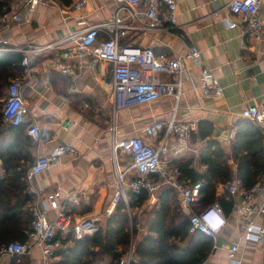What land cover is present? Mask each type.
I'll use <instances>...</instances> for the list:
<instances>
[{"label": "crops", "instance_id": "obj_1", "mask_svg": "<svg viewBox=\"0 0 264 264\" xmlns=\"http://www.w3.org/2000/svg\"><path fill=\"white\" fill-rule=\"evenodd\" d=\"M78 1L81 0H72L70 6L45 1L29 15L24 12L25 18L21 23L10 21L5 15L0 16V50L44 47L64 40L78 30L77 22L81 18L88 24L107 20L122 0H83L85 6L76 11L73 5ZM230 1L176 0L175 26L165 24L157 30H132L123 40L124 44L149 47L157 54L169 56L182 53L190 46L200 50L202 67L218 79L223 95L220 98H202L199 70L188 65L191 78L183 82L175 120L193 125L187 151H195L197 155L203 148V141L194 137L199 122L210 123L213 127L211 139L220 142L224 151L229 152V132L242 119V110L247 105L260 104L264 100V41L245 37L240 26L229 28L227 19L237 21L229 12ZM159 11L163 17V7ZM259 13L264 21V0L261 1ZM144 24L146 21H142L139 26ZM72 45L67 43L56 52L44 51L31 57L30 67L22 76L25 83L23 96L29 110L27 119L37 120L41 130V142L31 148L34 160L39 156L50 155L60 145H70L76 150L75 154L60 156L45 172L35 176L30 185L26 184L29 195L26 197L31 198L26 210H29L36 193H39L46 199L49 207L47 219L50 222L58 218L59 204L64 202L70 217L67 229L83 221H92L97 231L99 224L116 207L113 202L114 170L115 165L123 169L131 163L128 141L136 136L143 137L146 126L168 121L173 115L176 101L174 98H161L150 104L113 113L111 68L104 63L91 67L88 59L70 61L73 66L80 65L83 72L82 78L74 82L75 91L70 92L69 78L54 68L52 62L57 58L61 60V54ZM7 126L3 122V127ZM42 134L48 138L42 139ZM151 142L157 147L158 140ZM176 149L177 142L172 137L160 158L173 160L181 153ZM192 168L199 174L205 173L196 158ZM54 192H58L59 197L47 199ZM158 194L148 197L141 208L133 210L138 217L137 236L121 259L130 253L131 261L135 260V243L147 233L148 223L158 204ZM231 199L233 202L239 200ZM178 205L182 212L179 201ZM86 206L91 211L82 214ZM222 210L227 223L218 235L217 248L212 247L204 264H232L227 258L226 248L239 239L240 233L232 208L229 213L223 207ZM260 222L261 219H258L257 223ZM67 233L59 230L57 236L66 241L70 237ZM23 257L25 264H53L57 260V257H53L44 261L38 248L31 249ZM236 259L241 264H264V245L242 242ZM110 262L97 261L95 264ZM0 264H14L13 257H2Z\"/></svg>", "mask_w": 264, "mask_h": 264}, {"label": "built area", "instance_id": "obj_2", "mask_svg": "<svg viewBox=\"0 0 264 264\" xmlns=\"http://www.w3.org/2000/svg\"><path fill=\"white\" fill-rule=\"evenodd\" d=\"M53 0H10V13L5 15L10 21L21 23L24 12L29 15L36 7ZM262 0H231L229 12L237 21L227 19L229 28L241 27L243 35L255 41H264V21L260 17ZM86 2L81 0L73 5L74 10H81ZM160 7H163L164 16H160ZM142 21L146 24L139 26ZM3 23V22H2ZM176 25V0H122L112 16L95 24H88L83 18L77 22V31L59 42L44 47H26L15 50H0L20 53L21 66L25 72L31 64V57H36L44 51H57L67 43L73 44L53 61V67L69 78V91L74 92V82L82 78V67L73 66L71 60L88 59L89 65L94 67L104 63L111 68V96L113 113L137 106L150 104L161 98H174L176 105L173 115L168 121L154 122L144 129V136H136L128 141V151L131 163L128 167L119 169L115 165L114 204L123 201L128 203V196L147 194L149 197L157 194L162 188L171 189L182 209L189 219L190 232H200L213 241V249L217 248L216 241L223 227L212 229L205 221L210 212L223 213L222 206L215 202L196 212L193 206L199 203L201 194L206 188L203 181L191 183L182 178L181 171L172 163V160H162L160 154L166 152V144L174 137L177 142V151L189 149V140L193 132V125L179 123L175 120V113L179 100L182 97V85L190 80V68L199 70L200 96L204 99L220 98L223 88L211 71L202 67L201 52L196 46H190L182 53L169 56L164 53H155L152 48L122 44L127 39L128 32L136 29L157 30ZM166 76V78H162ZM24 78H16L9 82L6 96L2 98L1 115L5 124L18 126L28 124L27 135L33 145L41 142V130L35 119L28 120L29 110L26 105L23 88ZM242 119H249L264 128V100L260 104L247 105L241 112ZM264 133V131H263ZM230 139L235 135L231 129ZM158 140L157 147L151 141ZM76 150L70 145H60L48 156L36 157L25 173V183L30 185L35 176L45 172L50 164L60 156L75 154ZM195 163V162H194ZM207 171L206 166L202 168ZM219 196L227 195L239 198L232 205V212L236 215L239 229V239L226 248V255L232 264H241L236 259L243 243L264 245V174L258 177L256 184L250 190H244L240 180L234 179L230 183L216 186ZM59 197L58 192L47 196L54 200ZM29 233L24 243L10 242L0 248V259L4 256L23 257L31 249L38 248L44 261L55 257L60 252L70 248L75 240H81L86 235L96 231L95 223L83 221L72 229H67L70 217L62 202L58 207V218L50 222L47 219L49 207L43 195L36 193L29 206ZM258 219L261 222L258 224ZM227 220V219H226ZM260 221V220H259ZM227 223V222H226ZM64 230L69 240L58 238L57 232ZM130 253L119 264H129ZM204 264V263H201Z\"/></svg>", "mask_w": 264, "mask_h": 264}, {"label": "trees", "instance_id": "obj_3", "mask_svg": "<svg viewBox=\"0 0 264 264\" xmlns=\"http://www.w3.org/2000/svg\"><path fill=\"white\" fill-rule=\"evenodd\" d=\"M70 6L72 0H53ZM10 0H0V16L10 8ZM122 44L125 42L121 41ZM1 48V47H0ZM20 53L0 52V164L3 178L0 179V248L10 242L24 243L28 239L30 215L25 173L34 162L31 154L33 142L27 135L28 124L3 127L1 107L9 82L21 78L25 68L21 66ZM235 135L230 139L229 152L220 142L212 140L213 127L201 121L194 137L203 141L198 155L195 151H182L172 163L181 171L182 178L191 183L203 181L206 188L194 211L219 202L229 213L233 200L230 196H219L216 186L240 180L244 190H250L258 177L264 174V133L249 119H240L232 127ZM48 136L42 134V139ZM206 166L204 174L197 173L192 166ZM147 194L129 195L128 203L120 201L113 213L105 218L92 236L73 241L67 250L58 252L53 264H95L111 260L119 264L137 236L138 217L133 213L148 199ZM84 207L82 214L89 213ZM69 240V239H68ZM213 241L200 232L190 233L189 219L180 211L175 193L162 188L158 204L148 223L147 233L135 243L130 264H201L212 252ZM14 264H25V257H13Z\"/></svg>", "mask_w": 264, "mask_h": 264}, {"label": "clouds", "instance_id": "obj_4", "mask_svg": "<svg viewBox=\"0 0 264 264\" xmlns=\"http://www.w3.org/2000/svg\"><path fill=\"white\" fill-rule=\"evenodd\" d=\"M205 221L212 229H215L218 226L223 227L227 222L226 217L223 213L216 214L212 211H210L205 216Z\"/></svg>", "mask_w": 264, "mask_h": 264}, {"label": "water", "instance_id": "obj_5", "mask_svg": "<svg viewBox=\"0 0 264 264\" xmlns=\"http://www.w3.org/2000/svg\"><path fill=\"white\" fill-rule=\"evenodd\" d=\"M9 13H10V9H8V10L6 11L5 15H7V14H9ZM253 122L256 124V126H257L259 129H261L262 131H264V128H263L260 124L256 123L255 121H253ZM27 197H29V195H27Z\"/></svg>", "mask_w": 264, "mask_h": 264}]
</instances>
